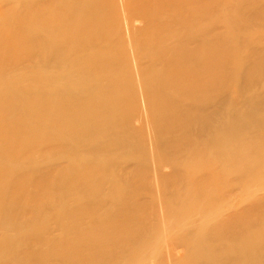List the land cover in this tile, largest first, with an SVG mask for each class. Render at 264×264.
I'll return each instance as SVG.
<instances>
[{"label":"bare ground","instance_id":"6f19581e","mask_svg":"<svg viewBox=\"0 0 264 264\" xmlns=\"http://www.w3.org/2000/svg\"><path fill=\"white\" fill-rule=\"evenodd\" d=\"M55 1L41 0L25 7L23 0H0V264H53L55 259L73 256L77 259L68 264H123L137 251L154 249L159 218L147 214L146 206L152 200L138 195L132 185L133 176L118 162L137 159L146 164L151 158L177 153L173 148L176 140L185 138L183 147L197 148L217 137V151L238 168L235 183L243 181L249 186L250 181L264 174V83L255 91L247 87L264 69V55L254 49L224 53L231 35L216 34V20L210 13L213 0H107L111 9L107 32L109 25L114 34L125 27L123 13L129 29L145 38L135 46L136 57H132L141 89H133L131 95L139 94L144 100L150 129L146 142L144 132L132 134L131 127L115 123L129 112L127 109L93 111L89 107L91 97L85 96L90 89H99L104 101L124 99L128 79L134 81V76L111 82L99 75L112 60L120 66L111 73L129 69L131 55L127 53L107 59L111 55L108 47L118 46L123 40L115 42L113 35L95 59L82 64L84 57L70 49L79 29L72 22L76 17L64 12L74 6V0L66 1L62 8L52 7ZM255 5L251 0L233 1L229 17L235 28L240 27L238 18L260 12ZM135 17H141L142 22L136 25ZM33 19L37 20L36 26L26 34L23 25L33 23ZM35 43L38 53L30 46ZM167 58L172 60L165 61ZM241 58L246 62L240 63ZM57 60L67 67L61 73L64 82L48 93L61 96L70 116L63 117L64 129L54 136L47 135L50 126L40 120L49 106L46 100L40 103L46 94L40 95L36 89L25 91L22 70L26 63L32 66ZM251 66L254 70L249 72ZM165 71L184 75L165 76ZM112 88L118 89L115 97L109 94ZM165 92L172 93L166 102L160 99ZM202 93L203 100L198 98ZM223 95L230 100L228 109L214 113L212 108ZM192 108L197 109L194 114L183 115V110ZM101 115L102 119H94ZM203 125L206 132L200 135L198 128ZM98 126L102 127L99 132ZM250 129L257 133H250ZM41 132L48 142L77 143L91 149L59 173L60 189L72 183L83 196L69 199L68 208L53 211L43 220L38 218L40 210L54 196L51 192L35 195L49 184L47 172L54 170L55 161L35 164L32 149L39 146ZM50 177L55 178L54 172ZM122 180L126 185L120 187ZM195 180L199 182L196 194L216 188L221 182L216 175ZM163 187L168 189L167 185ZM184 194L187 197L193 192L179 185L169 197ZM253 196L239 210L223 213L222 207L213 216L201 217L205 222L213 219L203 234L204 238L210 236L204 245L206 254L188 258L185 252L177 264H264V231L250 244L237 243L251 236V232L238 231L237 226L254 219L264 225V197ZM219 228L227 232L221 233ZM56 235L61 239L58 245L52 243ZM225 235L229 236L222 239ZM196 250L190 247L189 252ZM137 262L146 264L142 259Z\"/></svg>","mask_w":264,"mask_h":264},{"label":"rangeland","instance_id":"374dc122","mask_svg":"<svg viewBox=\"0 0 264 264\" xmlns=\"http://www.w3.org/2000/svg\"><path fill=\"white\" fill-rule=\"evenodd\" d=\"M25 7L27 5L35 4L41 0H23ZM68 0H57L52 4V7L62 8L64 3ZM233 1L236 0H213V6L211 14L216 20V34L222 36V33H229L231 40H228L224 53L239 54L246 51V49L257 50L260 55H264V0H251L256 3V7L260 9V12L251 14L243 19H239V28H235L232 23L229 14L233 8ZM122 2V1H121ZM74 6L70 10H64L69 14L76 17L72 20L73 24L79 26L78 31L74 34V42L71 45V51H78L84 58L80 61L82 64L89 63L95 59V55L99 54L104 45H109L114 35L115 42H120V45L108 47V53L111 54L107 59H114L119 56H124V53L131 55L130 63H128L129 69L126 72H119L118 74L111 73L114 68H118L120 65L115 60L107 63L103 69L105 72L101 75V79L109 78L110 81H120L129 76H134L130 82L128 79L127 90L124 93V99L120 100L113 98L112 101H104L101 99V91H94L92 89L89 95L85 94L86 98L91 97L89 107L93 111L101 109H108L109 111L123 109L129 111L125 116L115 121L118 125H126L131 127L130 130L135 132H144L145 140L148 142L149 134V121L146 117V111L144 108V100L142 97H133L131 93L133 89H141V85L138 86L136 81V71L134 68V62L132 57L135 56V46L140 44L145 38L140 37L136 31L129 29L128 25L124 22L123 13L121 19L125 25L118 34H114L111 26L109 25V32H107V21L111 13V9L107 4V0H74ZM122 12V11H121ZM37 20L33 19V23H24V30L33 28L36 26ZM142 22L141 17H135L134 23L136 25ZM32 23V24H31ZM151 37V35H149ZM23 46H28L25 42ZM36 53L37 43L30 45ZM40 52V51H39ZM106 59V60H107ZM171 58H167L165 61H171ZM108 61V60H107ZM245 58L240 59V63H245ZM264 62V58L262 59ZM23 74L26 77V83L24 90L31 92L36 89L37 93L46 94V96L40 99V103L43 105V100H46L49 104L46 109V115H40L42 124H49L47 135H58L59 131L63 130L62 121L64 116H70L63 102H61V96L53 93H48L56 88L62 86L64 80L61 73L63 68H67L65 64L59 62H38L32 66L27 63L23 64ZM74 69L76 67H73ZM254 67L248 68L251 72ZM183 76L184 73H173L171 71H165V76ZM112 75V76H111ZM16 77V76H15ZM13 77V78H15ZM12 78V79H13ZM221 82H225L222 80ZM219 82V83H221ZM217 83V84H219ZM264 83V69L260 71V75L255 77L254 80H250L247 83V87L251 90H258ZM216 84V85H217ZM103 85L99 87L102 88ZM109 94L115 97L118 95V89L112 88ZM172 93L165 92L161 95L162 101H167ZM205 93L198 95V98L203 100ZM220 103L216 104L212 108L215 112L221 113L228 109L230 100L223 95L218 100ZM72 110V109H71ZM196 108L183 110V115H192L196 112ZM218 114H215L216 118ZM104 116H94L95 120H100ZM76 130H81L77 124H73ZM205 126L198 128L199 134L203 135L206 129ZM102 127L98 126L96 131H101ZM250 133H257V131L250 129ZM47 135L40 134V144L32 152L35 154V164L42 161L54 160L55 165L52 171L47 172L48 185L39 188L35 197H38L44 193L51 192L54 199L44 204L40 210L38 218L43 220L47 215L50 216L51 212H61L63 208L69 207V199L82 195L80 189L77 186L62 190L59 187L60 171L70 165L73 160H79L83 155L91 152L90 148L77 146V143L67 145L62 142H48ZM217 137L202 142L197 148L192 146L183 147L185 145V138L176 140L173 145L175 152L172 156L163 157L161 159H150L149 163L141 164L137 159L126 160L118 162V164L125 165V171L131 173L134 180L132 185L137 190L138 195L143 198L151 199L146 206L147 214L155 216L158 222V235H156L154 249H149L147 252L135 254L123 264H138V259L146 264H177L181 259V255L187 252L188 258L194 255H204L207 251L204 250V245L207 243V239L210 236L204 238L203 234L205 230L213 224L212 220L207 222L203 221L201 217L213 216L220 208L225 207L223 213H231L244 207L249 202L251 195L254 194L253 199L264 197V174H259L257 177L250 181L249 186H244L245 183H235L234 179L238 177V168L231 162L228 156H223L221 151H217L216 146L218 142ZM179 146H182L180 149ZM177 148V149H176ZM155 151V148L152 149ZM150 149V151H152ZM126 162V163H124ZM54 172L55 178L50 177ZM75 173L69 178L71 181ZM203 175H216L220 177V185L216 188H206L205 193L196 194L194 190L198 191L199 182L198 179ZM142 179V181L138 179ZM126 185L124 180L119 182V186ZM164 185L168 186V189H164ZM182 186L185 191H192L193 195L185 197L181 195L177 198L169 197L170 194L176 192V188ZM211 192H213L211 194ZM83 196V195H82ZM215 197V198H214ZM212 199V203L209 200ZM169 228V229H168ZM238 231L251 232L249 239L240 240L237 243L250 244L255 236H260L264 231V225L257 221L252 220L250 223L237 226ZM221 233L227 231L219 228ZM167 231V233H166ZM225 235L223 238L228 237ZM61 239L56 235L52 243L58 245ZM227 245V244H226ZM231 247L234 244H228ZM190 247H197L194 253H190ZM227 250L224 249V252ZM210 253V252H208ZM212 254V253H211ZM77 258L69 257L63 259H55L53 264H68ZM13 259H5V262H11ZM204 264V263H203Z\"/></svg>","mask_w":264,"mask_h":264}]
</instances>
